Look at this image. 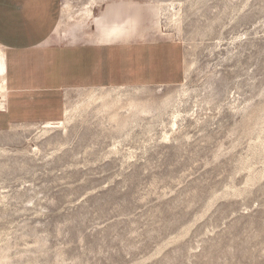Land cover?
Masks as SVG:
<instances>
[{"label": "rangeland", "instance_id": "rangeland-1", "mask_svg": "<svg viewBox=\"0 0 264 264\" xmlns=\"http://www.w3.org/2000/svg\"><path fill=\"white\" fill-rule=\"evenodd\" d=\"M99 2L56 33L171 42L188 74L95 86L145 87L151 113L97 102L66 130L0 131V264H264V0Z\"/></svg>", "mask_w": 264, "mask_h": 264}, {"label": "crops", "instance_id": "crops-1", "mask_svg": "<svg viewBox=\"0 0 264 264\" xmlns=\"http://www.w3.org/2000/svg\"><path fill=\"white\" fill-rule=\"evenodd\" d=\"M62 13V0H0V83L5 87L0 131L60 122L70 90L184 78V58L176 44L141 38L120 44L71 42L56 33Z\"/></svg>", "mask_w": 264, "mask_h": 264}, {"label": "bare ground", "instance_id": "bare-ground-1", "mask_svg": "<svg viewBox=\"0 0 264 264\" xmlns=\"http://www.w3.org/2000/svg\"><path fill=\"white\" fill-rule=\"evenodd\" d=\"M88 2H89L88 5H84L83 7L78 9L79 11L77 13L70 14L69 17H65V15L69 10H71V7L69 5H66L65 8H63V17H62V20L60 21L61 23L58 26L56 32L60 31L63 23L73 22V24L75 25L77 24L80 25L83 23L89 24L92 18H95L97 16L95 12V8L94 6H92V4H97L98 0H91ZM103 2L104 0H100L99 3H103ZM104 21H105L104 27L108 31L107 38L112 37L113 40L114 39L121 40L126 35L130 36L128 35L129 31L127 30L126 32H123V35H124V36L122 35L123 37L118 35L119 34L118 28L114 27L115 20L113 21L111 19H108ZM3 68H4L3 54H2V49L0 48V74H3L4 72ZM188 69H189V66H187L185 73L189 71ZM187 74L186 76H188ZM138 87L130 89V90L127 88L125 89V88L117 87V86L110 87V89H103L102 87L101 88L95 87V88H91L88 90L86 89V91L81 93L82 94L81 95L82 99L80 98L81 103H79L80 105H77V106L71 104V99L69 98L70 96L67 93L66 94L67 106L65 108V120L57 122L56 125H52L50 123L48 124L35 123V124H27L26 126L29 128H37L40 130V132H44V133H48L50 129L53 127H61V128H64V130H66V124L69 123L74 118V116L78 113L80 108L81 109L82 107L88 108L93 104L95 105V103L97 102H100L101 106L107 109L122 107L127 104L128 110L134 113H151L155 111L157 108H159L160 106L159 102H156L155 100L143 99L141 94L147 92L146 88L145 87L138 88ZM4 90H5V87L2 81V83H0V93H3ZM163 103L169 104V99L165 100ZM2 104H4V102L0 101V111L3 110L4 108ZM112 116L116 117L117 113L114 112ZM13 127H17V125H14Z\"/></svg>", "mask_w": 264, "mask_h": 264}]
</instances>
